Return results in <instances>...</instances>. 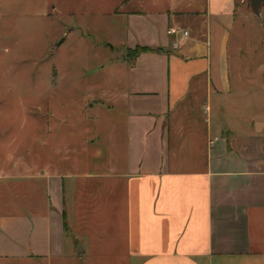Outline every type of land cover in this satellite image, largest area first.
Segmentation results:
<instances>
[{
	"label": "crops",
	"instance_id": "1",
	"mask_svg": "<svg viewBox=\"0 0 264 264\" xmlns=\"http://www.w3.org/2000/svg\"><path fill=\"white\" fill-rule=\"evenodd\" d=\"M164 2L127 14L126 51L162 52L116 63L97 138L0 159V264H264V120L215 115L238 2Z\"/></svg>",
	"mask_w": 264,
	"mask_h": 264
},
{
	"label": "rangeland",
	"instance_id": "2",
	"mask_svg": "<svg viewBox=\"0 0 264 264\" xmlns=\"http://www.w3.org/2000/svg\"><path fill=\"white\" fill-rule=\"evenodd\" d=\"M237 2L232 101L215 115L241 130L246 117L264 120V0L259 17L251 0ZM138 9L154 0H0V159L24 158L36 174L40 143L73 142L64 132L74 127L75 144L97 138L104 110L88 106L121 83L127 14Z\"/></svg>",
	"mask_w": 264,
	"mask_h": 264
},
{
	"label": "trees",
	"instance_id": "3",
	"mask_svg": "<svg viewBox=\"0 0 264 264\" xmlns=\"http://www.w3.org/2000/svg\"><path fill=\"white\" fill-rule=\"evenodd\" d=\"M153 53V52H162L161 50H154L150 48H144V47H136L134 50H128L127 51V60L130 64H133V62L142 54L144 53Z\"/></svg>",
	"mask_w": 264,
	"mask_h": 264
},
{
	"label": "built area",
	"instance_id": "4",
	"mask_svg": "<svg viewBox=\"0 0 264 264\" xmlns=\"http://www.w3.org/2000/svg\"><path fill=\"white\" fill-rule=\"evenodd\" d=\"M168 35L177 36L181 41L187 39L189 37V33L180 29H169Z\"/></svg>",
	"mask_w": 264,
	"mask_h": 264
},
{
	"label": "water",
	"instance_id": "5",
	"mask_svg": "<svg viewBox=\"0 0 264 264\" xmlns=\"http://www.w3.org/2000/svg\"><path fill=\"white\" fill-rule=\"evenodd\" d=\"M262 2L263 0H251L253 12L257 17L260 16V5L262 4Z\"/></svg>",
	"mask_w": 264,
	"mask_h": 264
}]
</instances>
